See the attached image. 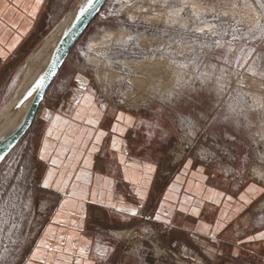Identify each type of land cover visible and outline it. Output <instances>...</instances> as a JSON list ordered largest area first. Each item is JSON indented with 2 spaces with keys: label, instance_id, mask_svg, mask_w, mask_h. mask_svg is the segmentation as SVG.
Returning <instances> with one entry per match:
<instances>
[{
  "label": "rangeland",
  "instance_id": "obj_1",
  "mask_svg": "<svg viewBox=\"0 0 264 264\" xmlns=\"http://www.w3.org/2000/svg\"><path fill=\"white\" fill-rule=\"evenodd\" d=\"M79 1L48 11L37 38L3 65L0 124L10 101L22 86L25 91L46 56L28 78L29 61ZM261 5L264 0H107L43 102L54 103L50 107L55 109L92 91L114 110L140 115L153 108L164 127L160 134L149 128L164 183L172 166L186 159L223 177L264 185ZM47 69L8 112L10 117L23 109ZM30 138L25 135L0 159V264H21L52 208L40 187L41 168ZM156 204L106 235L116 247L108 264H199L153 232ZM258 212H264V200Z\"/></svg>",
  "mask_w": 264,
  "mask_h": 264
},
{
  "label": "crops",
  "instance_id": "obj_2",
  "mask_svg": "<svg viewBox=\"0 0 264 264\" xmlns=\"http://www.w3.org/2000/svg\"><path fill=\"white\" fill-rule=\"evenodd\" d=\"M67 1L0 0V72L42 32L47 12ZM151 127L164 131L153 108L114 110L92 91L55 109L42 103L27 134L52 208L21 264H108L116 247L106 235L137 218L130 210L139 214L154 201L160 219L153 232L184 256L199 264H264V185L186 159L164 183Z\"/></svg>",
  "mask_w": 264,
  "mask_h": 264
},
{
  "label": "water",
  "instance_id": "obj_3",
  "mask_svg": "<svg viewBox=\"0 0 264 264\" xmlns=\"http://www.w3.org/2000/svg\"><path fill=\"white\" fill-rule=\"evenodd\" d=\"M106 1L107 0H96L94 2V6L89 8L82 15V17L73 25L68 35L64 38L54 59L46 71L43 84H40L36 91L22 125L12 136L0 142V159L28 133L34 120L36 119L40 106L45 100L49 89L61 71L65 61L82 35L87 31Z\"/></svg>",
  "mask_w": 264,
  "mask_h": 264
},
{
  "label": "bare ground",
  "instance_id": "obj_4",
  "mask_svg": "<svg viewBox=\"0 0 264 264\" xmlns=\"http://www.w3.org/2000/svg\"><path fill=\"white\" fill-rule=\"evenodd\" d=\"M95 1L96 0H94V2ZM87 4H88V0H80L78 5L76 6V8L70 13V15L66 18V20L53 32V34L45 42V44L41 47V49L29 61L28 69H27L26 74H25V77H28V78H29V75L31 74V71L34 69V67H36L35 64H36L37 60L40 57L41 58L44 57L43 55L46 56L44 58L45 59L44 63L42 60L43 65L41 66V64H42L41 62H40L41 64H39L41 68L40 67H39V69L37 68V70H39L38 73L34 77H32V75H31V78L28 79V84L25 87V91H23L21 93V91L23 90V86H22V88H21L22 90L20 92H18L17 96H15V98H14V100H12V102L10 101L8 108H6L7 111H6L5 115L2 117L3 119H2L1 124H0V142L9 138L10 136H12L19 129V127L22 125L24 119L26 118L27 112H28L29 107L32 103V100L36 94L37 89L29 96V98L26 102V105L23 107L22 110L18 111L12 117H10V115H8V112L12 108H14L16 105L19 104V101H20L21 97L23 96V93L28 92L30 89H32L33 83L37 79H39L40 75L48 68V66L52 62L53 53L55 52V50L58 47H60L62 41L68 35V33L70 32L73 25L82 17V15H80V10H81V8L86 7ZM88 9L89 8H87V10ZM37 67H38V65H37ZM35 71H36V68H35Z\"/></svg>",
  "mask_w": 264,
  "mask_h": 264
},
{
  "label": "snow or ice",
  "instance_id": "obj_5",
  "mask_svg": "<svg viewBox=\"0 0 264 264\" xmlns=\"http://www.w3.org/2000/svg\"><path fill=\"white\" fill-rule=\"evenodd\" d=\"M39 3H40V0H37V4H39ZM93 6H94V0H88V4H87V6L84 7V8H81V10H80V15H83L84 12L87 11V8H91V7H93ZM233 6L235 7V5H233ZM261 8L264 9V5H261ZM33 11H35V10H33ZM257 26H258V28H260V30H261L262 32H264V26L260 25V24H259V21H257ZM129 39H132V38L130 37ZM217 43H218V42H217ZM44 78H45V77H41V80H40V84H41V85L43 84V79H44ZM30 94H31V93H28V95H30ZM57 119H59V117H57ZM89 123H93V121H89ZM113 130L115 131V129H113ZM101 135H103V133H101ZM97 139H99V137H97ZM94 150H95V149H94ZM41 158H43V157H41ZM53 163H55V161H53ZM48 185H49V182H48L47 180H45V182H44V186H45V187H48ZM250 190H251V189H250ZM73 195H75V193H73ZM241 199H243V197H241ZM121 211H129V210L121 209ZM130 214H131L132 216H136V215H138V213H137V211H136L135 209L130 210ZM156 219L159 220V219H160V216L157 215V216H156ZM218 227H219V225H218ZM256 238H257V237H250L249 239H256ZM259 238L264 239V233H261L260 236H259ZM41 243H43V242H41ZM44 247H47V245H44ZM83 252H84V250L81 249V254H83ZM33 257H36V253H33ZM0 259H3V257H0Z\"/></svg>",
  "mask_w": 264,
  "mask_h": 264
},
{
  "label": "built area",
  "instance_id": "obj_6",
  "mask_svg": "<svg viewBox=\"0 0 264 264\" xmlns=\"http://www.w3.org/2000/svg\"><path fill=\"white\" fill-rule=\"evenodd\" d=\"M65 1V0H64ZM52 105H54V103H51L49 106H52Z\"/></svg>",
  "mask_w": 264,
  "mask_h": 264
}]
</instances>
